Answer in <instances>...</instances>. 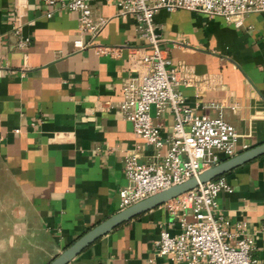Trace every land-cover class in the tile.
<instances>
[{
	"label": "crops",
	"instance_id": "crops-1",
	"mask_svg": "<svg viewBox=\"0 0 264 264\" xmlns=\"http://www.w3.org/2000/svg\"><path fill=\"white\" fill-rule=\"evenodd\" d=\"M87 6L93 20H104L94 34L80 31L77 14L59 0H0V264L49 262L121 210L127 154L148 162L166 150L134 134L118 108L123 83L143 70L140 56L148 52L133 16L102 0ZM152 19L169 64L191 79L177 87L183 105L210 117L220 111L238 134L234 155L263 143L264 11L247 13L240 26L185 9H158ZM19 37L29 40L21 48ZM96 45L117 50L97 54ZM149 115L168 137L170 108L157 115L151 107ZM220 177L229 190L216 195V211L229 240L239 230L250 236L252 255L264 264V153ZM179 228L163 203L111 228L66 264H185L153 252L160 230Z\"/></svg>",
	"mask_w": 264,
	"mask_h": 264
},
{
	"label": "built area",
	"instance_id": "built-area-1",
	"mask_svg": "<svg viewBox=\"0 0 264 264\" xmlns=\"http://www.w3.org/2000/svg\"><path fill=\"white\" fill-rule=\"evenodd\" d=\"M54 4L55 0H43ZM69 11L77 14L80 31L94 34L104 20H93L87 2L91 0H59ZM115 4L120 13L131 14L135 31L144 40L148 52L140 56L143 70L125 80L118 108L132 125V131L147 144L158 150L166 145L159 160L138 162L137 153L131 152L123 159L125 184L119 188L118 207L123 209L170 186L195 177L202 170L235 154L238 134L227 123L220 111L213 117L195 114L183 105L178 86H190L191 79L180 74L169 64L164 50L159 47V33L152 15L158 9L173 11L185 9L223 18L240 26L244 15L264 11V0H102ZM18 34L19 25L13 26ZM19 37L17 47L28 43ZM74 44L83 48L80 39ZM116 48L94 46L97 54L113 55ZM134 55L130 53V57ZM168 106L173 115L171 133L162 138L152 123L149 110L154 107L158 115ZM242 145V149H245ZM158 153L155 154L157 156ZM229 190L222 177H215L164 202L165 209L179 223V231L170 234L160 230L153 242V252L175 262L185 264H260L252 255V238L240 230L233 241L226 230L227 220L216 210V195ZM186 215L190 219H186Z\"/></svg>",
	"mask_w": 264,
	"mask_h": 264
},
{
	"label": "water",
	"instance_id": "water-1",
	"mask_svg": "<svg viewBox=\"0 0 264 264\" xmlns=\"http://www.w3.org/2000/svg\"><path fill=\"white\" fill-rule=\"evenodd\" d=\"M264 153V142L253 147H250L244 151L237 153L231 157H228L215 165L202 170L195 177H191L184 182L170 186L164 190H161L155 194H152L142 200H139L130 206H127L121 210H118L114 214L108 216L104 220L100 221L80 236H78L69 245L64 247L61 252L55 255L46 264H66L73 256H75L86 245L93 240L109 231L116 225L138 215L139 213L163 204L165 201L172 199L194 187L198 184L221 176L231 168L242 164L260 154Z\"/></svg>",
	"mask_w": 264,
	"mask_h": 264
},
{
	"label": "trees",
	"instance_id": "trees-1",
	"mask_svg": "<svg viewBox=\"0 0 264 264\" xmlns=\"http://www.w3.org/2000/svg\"><path fill=\"white\" fill-rule=\"evenodd\" d=\"M222 160H224V159H222Z\"/></svg>",
	"mask_w": 264,
	"mask_h": 264
}]
</instances>
